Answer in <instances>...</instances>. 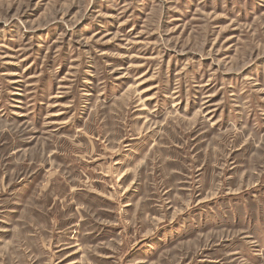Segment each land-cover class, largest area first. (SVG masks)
<instances>
[{
	"label": "rangeland",
	"instance_id": "1",
	"mask_svg": "<svg viewBox=\"0 0 264 264\" xmlns=\"http://www.w3.org/2000/svg\"><path fill=\"white\" fill-rule=\"evenodd\" d=\"M0 264H264V0H0Z\"/></svg>",
	"mask_w": 264,
	"mask_h": 264
}]
</instances>
